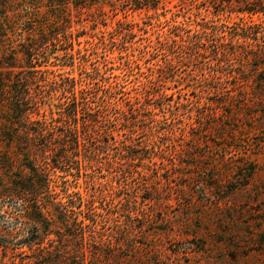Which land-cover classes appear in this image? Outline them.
<instances>
[{"label": "rangeland", "instance_id": "obj_1", "mask_svg": "<svg viewBox=\"0 0 264 264\" xmlns=\"http://www.w3.org/2000/svg\"><path fill=\"white\" fill-rule=\"evenodd\" d=\"M28 40L39 118L80 135L51 186L95 238L130 264H247L222 219L264 214V0H0V55ZM18 210L0 199L3 262L34 260Z\"/></svg>", "mask_w": 264, "mask_h": 264}, {"label": "trees", "instance_id": "obj_2", "mask_svg": "<svg viewBox=\"0 0 264 264\" xmlns=\"http://www.w3.org/2000/svg\"><path fill=\"white\" fill-rule=\"evenodd\" d=\"M45 35V30L38 32L35 40L43 41ZM35 42L24 41L17 51L0 55V199L13 201L19 209L17 219L26 225V235L19 240V245L32 249L34 260L17 263L12 258L9 262L0 260V264H130L136 257L120 256L116 252L121 242L97 240L91 223L78 217L79 212L73 209L74 201L58 199L51 186L54 180L49 170L68 164L69 140L73 138L71 145L77 146L80 135L77 127L67 121L55 124L53 120L39 118L38 99L44 96V90L33 80L38 71L35 55L41 50ZM258 49L253 52L263 60L264 49ZM15 160L18 164L14 168ZM254 169L253 164H249V168L240 166L238 179L232 182L235 188H245ZM89 217L93 224L94 218ZM224 221L222 219V226L228 225L226 240L231 241L230 247L234 250L229 254L233 261L238 259L249 264L253 250L264 255L263 212L251 214L240 234L231 230L234 218L232 222L226 220L227 224ZM51 234L54 237H49ZM0 247L5 252L10 248L4 243H0ZM155 259V264H161L159 255Z\"/></svg>", "mask_w": 264, "mask_h": 264}]
</instances>
